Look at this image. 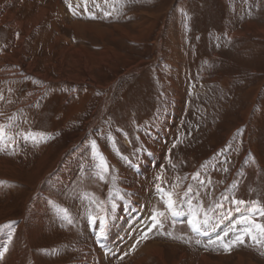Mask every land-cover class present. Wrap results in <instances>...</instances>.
I'll return each instance as SVG.
<instances>
[{"label": "rangeland", "instance_id": "374dc122", "mask_svg": "<svg viewBox=\"0 0 264 264\" xmlns=\"http://www.w3.org/2000/svg\"><path fill=\"white\" fill-rule=\"evenodd\" d=\"M0 123V264H264L207 243L264 224V0H0ZM157 183L219 227L140 239Z\"/></svg>", "mask_w": 264, "mask_h": 264}, {"label": "snow or ice", "instance_id": "6c2138e0", "mask_svg": "<svg viewBox=\"0 0 264 264\" xmlns=\"http://www.w3.org/2000/svg\"><path fill=\"white\" fill-rule=\"evenodd\" d=\"M36 135H39L41 137L43 136V134H36ZM36 135H33L32 133H28L27 135L24 136V139L36 140ZM5 140H6L5 126L0 125V145L7 147ZM90 143L93 150L94 159L98 158L100 161V163L97 165V167L100 169V172L98 173L99 179L104 180L105 174L109 172L107 162L102 156V154H100L97 151L96 142L93 140ZM0 150L3 149L0 148ZM225 171H227V169H225ZM193 178L196 179L197 177L194 176ZM156 180L161 181V177L157 176ZM155 187L157 192L160 194L161 201L164 204V209L160 210L154 208L152 210V214L148 218L150 223L148 224L145 232L140 237V239H147L148 233H151L153 230H156L159 235H166L173 239L181 238V237L173 236V233L171 231H165V222L171 219L173 221V227H174L176 223V218L178 217H186V222L190 232L195 234L196 236H208L210 228L212 231H215V228L219 227V224L210 225L209 212H211L212 209L206 210L204 209L203 205L199 203L197 204L193 203L194 195L191 187L187 188L184 194L179 196L174 191H166L161 186V183H157ZM89 200L93 204L98 203L95 199H92L90 197ZM235 203L237 205H243L245 202L235 201ZM115 207L116 205L113 203L112 204L113 211L115 210ZM60 211L66 212V210L63 209H61ZM236 211L239 212L240 208L237 207ZM248 211L249 213L258 212L260 216H264V208H260L256 202H252V206L251 208L248 209ZM97 219H99L101 225V231L97 233V236L99 237L103 235L104 228L106 226V216L95 217L91 215V213H89L88 215L89 223H94ZM68 222L71 223V220H69ZM240 224H243L245 226L238 228L236 225H240ZM236 225H232L229 227L227 231H224L223 236L218 234L215 239H209L207 242L208 245L217 244V242H219L220 247H222L227 252L230 251L231 248L237 245H243L245 243V237L252 240L255 244H260L264 242V224L257 223L251 215H247V216L241 215L239 220L236 221ZM0 227H5V225H0ZM229 233L233 234L232 238L225 240V237H228ZM196 243L199 244L200 240H196ZM5 251H7L6 248ZM3 254H4L3 252H0V258L3 257Z\"/></svg>", "mask_w": 264, "mask_h": 264}, {"label": "bare ground", "instance_id": "6f19581e", "mask_svg": "<svg viewBox=\"0 0 264 264\" xmlns=\"http://www.w3.org/2000/svg\"><path fill=\"white\" fill-rule=\"evenodd\" d=\"M8 8V7H7ZM6 10H8V9H6ZM8 12H9V10H8ZM7 13V12H6ZM8 15V14H7ZM11 16H13V14L11 15ZM6 17V16H5ZM16 20V19H15ZM15 23V22H14ZM13 26V25H12ZM14 35V34H13ZM3 56V55H2ZM6 58V57H5ZM169 90V89H168ZM8 101V100H7ZM0 125H1V123H0ZM158 125V124H157ZM152 131V130H151ZM144 162V161H143ZM139 164V163H138ZM125 176V175H124ZM132 200V199H131ZM130 202V201H129ZM128 202V203H129ZM132 203H133V200H132ZM121 206V205H120ZM120 211V210H119ZM118 215H119V213H118ZM147 220V219H146ZM78 238V237H77ZM77 240V239H76ZM112 244V243H111ZM111 244H109V246H112ZM126 245V244H125ZM154 247V246H153ZM161 256V255H160ZM6 260V258H4V260L3 261H5ZM206 263V262H205Z\"/></svg>", "mask_w": 264, "mask_h": 264}]
</instances>
